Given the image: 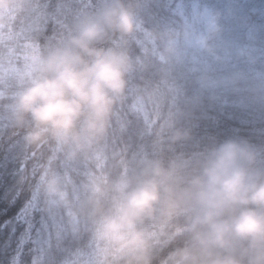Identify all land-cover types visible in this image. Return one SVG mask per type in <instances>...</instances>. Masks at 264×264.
Wrapping results in <instances>:
<instances>
[{
    "label": "clouds",
    "instance_id": "9594fccd",
    "mask_svg": "<svg viewBox=\"0 0 264 264\" xmlns=\"http://www.w3.org/2000/svg\"><path fill=\"white\" fill-rule=\"evenodd\" d=\"M31 5L0 0V98L41 153L44 191L87 225L96 264H264V143L212 136L120 170L97 158L126 93L139 0H94L42 43L26 26ZM70 161L84 162L78 178Z\"/></svg>",
    "mask_w": 264,
    "mask_h": 264
},
{
    "label": "trees",
    "instance_id": "16d2710c",
    "mask_svg": "<svg viewBox=\"0 0 264 264\" xmlns=\"http://www.w3.org/2000/svg\"><path fill=\"white\" fill-rule=\"evenodd\" d=\"M93 3L32 0L26 26L37 43L54 39ZM139 16L127 43L126 93L97 158L120 170L143 154L189 151L212 136L264 143V0H139ZM193 19L206 38L196 57L185 43ZM8 103L0 98V264H96L87 225L44 191L41 153L12 127ZM176 128L190 139L173 143ZM84 166L65 164L74 178Z\"/></svg>",
    "mask_w": 264,
    "mask_h": 264
},
{
    "label": "rangeland",
    "instance_id": "374dc122",
    "mask_svg": "<svg viewBox=\"0 0 264 264\" xmlns=\"http://www.w3.org/2000/svg\"><path fill=\"white\" fill-rule=\"evenodd\" d=\"M196 7L199 6L197 3L195 4ZM206 9L204 10V13L208 14V9L207 7H205ZM207 14L203 15L202 18L205 19L207 18ZM194 19L192 20V26L191 29L194 26ZM189 29L186 38H185V43L187 44L188 48L192 51V54H196L195 56L192 55V57H196L197 54H202V49L204 47V43L206 42V38H205V31L200 28V29ZM80 257H78V255H76L75 260H78Z\"/></svg>",
    "mask_w": 264,
    "mask_h": 264
}]
</instances>
